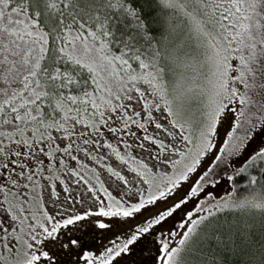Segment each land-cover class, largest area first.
I'll use <instances>...</instances> for the list:
<instances>
[{"label":"snow or ice","instance_id":"obj_1","mask_svg":"<svg viewBox=\"0 0 264 264\" xmlns=\"http://www.w3.org/2000/svg\"><path fill=\"white\" fill-rule=\"evenodd\" d=\"M0 264H264V0H0Z\"/></svg>","mask_w":264,"mask_h":264},{"label":"trees","instance_id":"obj_2","mask_svg":"<svg viewBox=\"0 0 264 264\" xmlns=\"http://www.w3.org/2000/svg\"><path fill=\"white\" fill-rule=\"evenodd\" d=\"M244 181H241L240 190L238 192L239 195L243 196L245 195V191L243 190Z\"/></svg>","mask_w":264,"mask_h":264},{"label":"rangeland","instance_id":"obj_3","mask_svg":"<svg viewBox=\"0 0 264 264\" xmlns=\"http://www.w3.org/2000/svg\"><path fill=\"white\" fill-rule=\"evenodd\" d=\"M230 188H231L230 184L226 186V190H230ZM225 194H226V191L221 192V195H225Z\"/></svg>","mask_w":264,"mask_h":264}]
</instances>
